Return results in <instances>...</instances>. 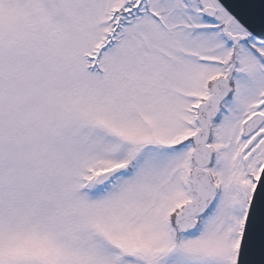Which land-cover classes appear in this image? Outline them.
Returning <instances> with one entry per match:
<instances>
[{
	"label": "snow or ice",
	"instance_id": "snow-or-ice-1",
	"mask_svg": "<svg viewBox=\"0 0 264 264\" xmlns=\"http://www.w3.org/2000/svg\"><path fill=\"white\" fill-rule=\"evenodd\" d=\"M0 264H264V0H0Z\"/></svg>",
	"mask_w": 264,
	"mask_h": 264
}]
</instances>
